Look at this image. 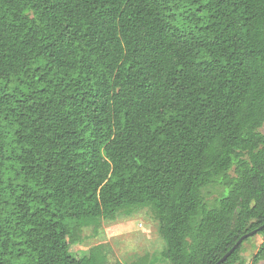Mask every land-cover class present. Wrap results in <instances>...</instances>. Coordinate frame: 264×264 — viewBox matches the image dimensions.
I'll return each instance as SVG.
<instances>
[{
	"label": "trees",
	"instance_id": "16d2710c",
	"mask_svg": "<svg viewBox=\"0 0 264 264\" xmlns=\"http://www.w3.org/2000/svg\"><path fill=\"white\" fill-rule=\"evenodd\" d=\"M142 209L166 264H248L264 0H0V264H108L78 233Z\"/></svg>",
	"mask_w": 264,
	"mask_h": 264
},
{
	"label": "rangeland",
	"instance_id": "374dc122",
	"mask_svg": "<svg viewBox=\"0 0 264 264\" xmlns=\"http://www.w3.org/2000/svg\"><path fill=\"white\" fill-rule=\"evenodd\" d=\"M210 192L209 200L213 201L219 195V189L211 188ZM158 229V221L150 209L139 210L131 216L121 214L114 221H102L97 228H83L78 233L79 242L71 251L81 253L102 245L108 264H136L142 259L148 262L155 259L152 264H166L160 255L165 244ZM262 241L261 236H255L245 243L243 257L248 264H252L253 255Z\"/></svg>",
	"mask_w": 264,
	"mask_h": 264
},
{
	"label": "water",
	"instance_id": "95a60500",
	"mask_svg": "<svg viewBox=\"0 0 264 264\" xmlns=\"http://www.w3.org/2000/svg\"><path fill=\"white\" fill-rule=\"evenodd\" d=\"M264 228V226L263 227H261V228H259L258 230H256V231H253V232H251L250 234H248V235H246L245 237H243V239H241V241L239 242V244L243 241V240H245V239H247V238H249V237H252V236H254V235H256L260 230H262ZM237 246H238V244L228 253V254H226L217 264H221L223 261H225L234 251H235V249L237 248Z\"/></svg>",
	"mask_w": 264,
	"mask_h": 264
}]
</instances>
